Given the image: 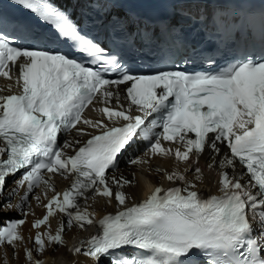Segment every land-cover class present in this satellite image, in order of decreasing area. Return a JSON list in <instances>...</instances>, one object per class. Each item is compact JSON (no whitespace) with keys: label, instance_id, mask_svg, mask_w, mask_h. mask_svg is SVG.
I'll use <instances>...</instances> for the list:
<instances>
[{"label":"snow or ice","instance_id":"1","mask_svg":"<svg viewBox=\"0 0 264 264\" xmlns=\"http://www.w3.org/2000/svg\"><path fill=\"white\" fill-rule=\"evenodd\" d=\"M15 3L74 41L91 65L48 48L52 36L39 25L0 19V77L13 82L6 85L10 91L18 89L0 95V197L10 199L24 187L19 201L6 205L21 210L34 189L54 190L53 175L72 176L70 186L43 205L46 213L32 227L40 229L57 212L64 214L66 224L62 220L54 234L37 231L36 250L63 245L66 227L95 224L97 234L68 249L82 252L93 264L102 259L106 264H264V56L216 71L179 70L167 64L136 69L81 35L47 0ZM197 19L203 23L207 17ZM115 23L128 31L139 18L126 13ZM165 27L177 26L169 21ZM204 62L214 63L211 56ZM107 73L116 78H106ZM94 102L99 106L92 110L101 119L83 116ZM79 123L98 133H86ZM73 130L89 138L83 143L65 140L64 148L78 145L75 154L68 155L58 138ZM138 140L146 142L147 150L129 163L174 156L189 163L196 179L202 175L199 159L207 152L208 168H219L221 194L205 198L183 173L165 172L168 181H185L184 186L155 187L138 203L93 220L94 213L81 207L80 198L87 199L91 192L125 205L129 197L123 189L133 181L109 176L108 171L118 167L119 157ZM164 142L178 146L166 147ZM21 170L16 188L3 197L6 178ZM24 223L5 221L0 245L15 247L23 239L18 228ZM24 252L30 264H41L31 250Z\"/></svg>","mask_w":264,"mask_h":264},{"label":"bare ground","instance_id":"2","mask_svg":"<svg viewBox=\"0 0 264 264\" xmlns=\"http://www.w3.org/2000/svg\"><path fill=\"white\" fill-rule=\"evenodd\" d=\"M10 83H13L12 81ZM9 84L4 82L1 85L6 87ZM123 91V86H121ZM90 116L96 117L97 114L89 113ZM81 127H85L82 125ZM87 133V132H86ZM85 135H83L84 138ZM82 137V136H81ZM73 141V138L70 136ZM71 140L69 142H72ZM77 144L71 143V146L68 149H64L68 154L71 148L76 149ZM226 149H222L223 151ZM146 151L138 153L136 156H144ZM147 164H135L130 167L125 166V169H130L129 172L122 170L108 171V175L112 176L114 173L119 176L123 175L125 178L132 180L133 184L131 186H126L123 191L128 195L125 205L118 204L115 199L109 200L108 198L93 195L91 192L87 194V198H80V205L82 208L86 207L90 213H94L92 217L93 220H99L104 215L115 214L117 211L122 210L123 207H130L135 203L146 198L147 194L155 187H167L176 183H180L182 187L185 184V181H168L165 178V172H180L184 173L186 181L195 184L196 191L200 192L205 198L209 195L215 193H220L219 186V168L213 167L208 168V164L211 162L210 157L207 152L201 155L199 159L198 166L202 170V175L199 179H196V173L194 169L189 170V163L176 160L175 157H164V156H149L146 157ZM120 160V161H119ZM118 160V165L122 161V158ZM239 168L240 166L237 165ZM160 168L162 171H155L154 169ZM124 169V170H125ZM188 169L187 171H185ZM231 174V170H228ZM22 173H18L14 176H8L7 179H13L14 181L6 187V183L3 190V197H7L8 192L16 188L15 181L19 180ZM49 176L48 173H45V177ZM72 176L69 174L67 177H62L60 175H53L51 182L54 185V190H47L43 187L36 188L29 195L33 198V203L29 204V200L23 205L21 210H17L15 214L18 216H25V223L20 226L22 231H19V234L23 238L21 241H17L15 244V256L14 258L10 256V247L7 243L0 245V264H30L27 260L24 252L23 242L27 246V249L31 250L33 253V258L35 260L41 261V264H93L91 258L86 257L81 252L80 254H75L70 252L69 246L74 243H79L80 241H86L91 235L97 234L100 229L97 225H86L84 229H79L78 227L65 228L63 233L64 244L58 247V250L55 249L56 245H46L43 251H37L35 246L34 236L37 231H51L53 234L57 227H59L60 222L63 220L66 224V217L64 214L57 212L54 216L49 217V221L46 225H41L40 229H35L32 227L33 221L36 219L42 218L46 209L43 207L47 203V200L51 198L56 192L63 193L71 184ZM24 187L17 188L16 192L11 196L13 199V205H15L19 198L24 193ZM39 196L40 199L37 201L36 197ZM10 198V199H11ZM9 199H3L0 197V204L5 203ZM11 201V200H10ZM31 202V201H30ZM8 203V202H7ZM5 205V204H4ZM6 206H4L5 208ZM13 209V208H12ZM7 210V209H6ZM15 210V208H14ZM11 211V210H10ZM26 213V215H25ZM255 227L257 225L254 223ZM31 244V246H29ZM82 246H86L82 245ZM13 247V246H12ZM31 247V248H30ZM14 248V247H13ZM57 248V247H56ZM55 249V250H54ZM3 253L5 255H3ZM4 256V257H3ZM5 260V262H4ZM101 264H106L105 260H101Z\"/></svg>","mask_w":264,"mask_h":264},{"label":"rangeland","instance_id":"3","mask_svg":"<svg viewBox=\"0 0 264 264\" xmlns=\"http://www.w3.org/2000/svg\"><path fill=\"white\" fill-rule=\"evenodd\" d=\"M65 149H67V148H65ZM72 150V149H71ZM125 166L126 165H123L121 162L119 163V165H118V167H117V169H115V170H122V171H127V172H129V170L130 169H125ZM127 167H130V166H127ZM125 169V170H124ZM191 168H189V170H190ZM192 171H193V169H192ZM195 172V171H194ZM14 180L13 179H7V181H6V187L7 186H9L12 182H13ZM88 199V198H87ZM11 200V201H10ZM28 200H29V204H31V203H33V198L30 196V198H28ZM27 200V201H28ZM31 201V202H30ZM8 202V203H7ZM13 202V199L11 198V199H9L8 201H5V203H2V204H0V227H4V226H6V224H5V221H7V220H10V219H23V218H25V216L23 215V216H18L17 214H15V212L17 211L16 209L14 210V208L13 209H11V211L9 210V209H7L6 207L4 208V206H6L7 204H13L12 203ZM5 204V205H4ZM7 209V210H6ZM22 211H23V209H22ZM23 220H25V219H23ZM21 232L22 231V229L20 228V226H19V228H18V232ZM23 244V246H24V249L25 248H27V246L25 245V242H23L22 243ZM29 246H31V244H29ZM9 247H10V256L11 257H13L14 258V256H15V252H16V250H15V247L13 248L11 245H9ZM32 247V246H31ZM30 247V248H31ZM57 247V248H56ZM55 247V249H57L58 250V247H60V245L59 246H56ZM54 249V250H55ZM3 255H5L4 253H3ZM4 257V256H3ZM4 262H5V260H4Z\"/></svg>","mask_w":264,"mask_h":264}]
</instances>
